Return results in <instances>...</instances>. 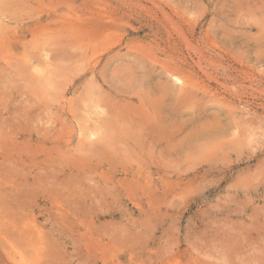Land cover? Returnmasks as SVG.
I'll return each instance as SVG.
<instances>
[{
  "label": "rangeland",
  "instance_id": "1",
  "mask_svg": "<svg viewBox=\"0 0 264 264\" xmlns=\"http://www.w3.org/2000/svg\"><path fill=\"white\" fill-rule=\"evenodd\" d=\"M0 264H264V0H0Z\"/></svg>",
  "mask_w": 264,
  "mask_h": 264
},
{
  "label": "bare ground",
  "instance_id": "2",
  "mask_svg": "<svg viewBox=\"0 0 264 264\" xmlns=\"http://www.w3.org/2000/svg\"><path fill=\"white\" fill-rule=\"evenodd\" d=\"M178 79V78H177ZM108 133V132H107ZM173 147V146H172ZM95 148V147H94ZM97 148V147H96ZM99 154H101V153H99Z\"/></svg>",
  "mask_w": 264,
  "mask_h": 264
}]
</instances>
